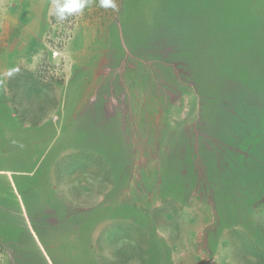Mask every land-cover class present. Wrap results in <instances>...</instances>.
<instances>
[{"label": "rangeland", "instance_id": "obj_1", "mask_svg": "<svg viewBox=\"0 0 264 264\" xmlns=\"http://www.w3.org/2000/svg\"><path fill=\"white\" fill-rule=\"evenodd\" d=\"M115 3L0 0V264H264V0Z\"/></svg>", "mask_w": 264, "mask_h": 264}, {"label": "crops", "instance_id": "obj_2", "mask_svg": "<svg viewBox=\"0 0 264 264\" xmlns=\"http://www.w3.org/2000/svg\"><path fill=\"white\" fill-rule=\"evenodd\" d=\"M9 183L12 181L13 183H15V176H13V177H9ZM17 188L15 187L14 188V191L12 190H8V193H11L12 194V199H13V201H15V203L17 204V207L20 209V211L22 210V212L25 214V213H27L28 212V208H27V205L25 204V202L22 200V198H21V196H20V194L18 195V193L19 192H17ZM26 230H28V235L30 236V239H32L35 243H37L38 242V234H37V236H36V234L34 233V232H36L35 231V228L34 227H32V224L31 223H29V221L27 222V225H26ZM34 230V231H33ZM40 255H41V257L43 258L44 256H45V253L43 254V251H42V254L40 253ZM49 257V258H48ZM46 258V259H45ZM45 259V260H44ZM43 260L45 261V262H50V261H52V259L50 258V256H45L44 258H43Z\"/></svg>", "mask_w": 264, "mask_h": 264}, {"label": "clouds", "instance_id": "obj_3", "mask_svg": "<svg viewBox=\"0 0 264 264\" xmlns=\"http://www.w3.org/2000/svg\"><path fill=\"white\" fill-rule=\"evenodd\" d=\"M101 2V6L102 7H111L113 9H115L117 7L116 3H115V0H100ZM83 4H79V5H76L75 7H69L68 5H65L64 7H59L57 6L58 8V14L60 15V18L62 19L63 18V13L67 10V11H74L76 10L77 8H83Z\"/></svg>", "mask_w": 264, "mask_h": 264}, {"label": "trees", "instance_id": "obj_4", "mask_svg": "<svg viewBox=\"0 0 264 264\" xmlns=\"http://www.w3.org/2000/svg\"><path fill=\"white\" fill-rule=\"evenodd\" d=\"M53 264H55V263L53 262Z\"/></svg>", "mask_w": 264, "mask_h": 264}]
</instances>
